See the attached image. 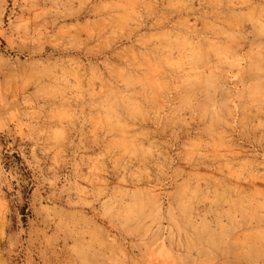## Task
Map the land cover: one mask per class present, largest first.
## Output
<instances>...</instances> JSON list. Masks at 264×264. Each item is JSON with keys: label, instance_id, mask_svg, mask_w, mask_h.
<instances>
[{"label": "rangeland", "instance_id": "rangeland-1", "mask_svg": "<svg viewBox=\"0 0 264 264\" xmlns=\"http://www.w3.org/2000/svg\"><path fill=\"white\" fill-rule=\"evenodd\" d=\"M24 22L0 264H264V0H7L0 47Z\"/></svg>", "mask_w": 264, "mask_h": 264}, {"label": "clouds", "instance_id": "clouds-1", "mask_svg": "<svg viewBox=\"0 0 264 264\" xmlns=\"http://www.w3.org/2000/svg\"><path fill=\"white\" fill-rule=\"evenodd\" d=\"M25 5H31L32 9H35L40 0H24ZM48 3L49 0H44ZM55 4L57 0H50ZM7 7V0H0V15L3 14V10ZM52 9H43L36 16V19H43V17L51 14ZM55 19L52 20L53 26L55 25ZM3 35V33H0ZM7 44L0 47V75H4L6 72L11 75L8 79L20 78L19 73L22 69L28 65L29 61L33 60V57L39 52L40 49H30L29 45L33 43L32 37L28 34L27 22L13 26L11 34L6 37ZM60 55L71 59L72 63L76 65L79 62V66L83 67L84 63L89 60L90 53L80 51L73 48L72 45H68L66 51H62ZM21 57L24 59L21 60ZM38 87L42 86L39 80L36 81Z\"/></svg>", "mask_w": 264, "mask_h": 264}]
</instances>
